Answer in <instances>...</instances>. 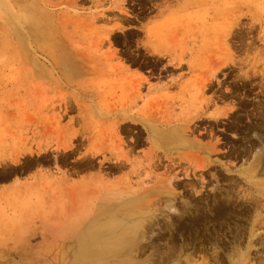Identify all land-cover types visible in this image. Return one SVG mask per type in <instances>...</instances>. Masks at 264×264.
Here are the masks:
<instances>
[{
    "label": "rangeland",
    "instance_id": "374dc122",
    "mask_svg": "<svg viewBox=\"0 0 264 264\" xmlns=\"http://www.w3.org/2000/svg\"><path fill=\"white\" fill-rule=\"evenodd\" d=\"M262 107L264 0H0V264H74L93 209L157 177L243 190ZM194 125L198 148L154 145Z\"/></svg>",
    "mask_w": 264,
    "mask_h": 264
},
{
    "label": "bare ground",
    "instance_id": "6f19581e",
    "mask_svg": "<svg viewBox=\"0 0 264 264\" xmlns=\"http://www.w3.org/2000/svg\"><path fill=\"white\" fill-rule=\"evenodd\" d=\"M34 29L37 30L38 27ZM259 116L261 122H258L254 129L261 130L262 134H258L260 141H253L250 148L257 151L253 159L246 162L247 165L241 172L246 188L237 191L239 183L235 180L228 188L224 190L219 188V193L216 192L218 187L213 188V192L209 193L207 198L199 196L191 198L188 194L186 196L185 192L176 191L180 189L181 181H173L178 178L175 174L169 175L166 180L157 177L154 187L143 186V192L137 196H134L136 192L131 189H127L121 195H113L103 202V207L93 209L84 229L76 234L78 239L73 263L193 264L198 261L196 257L199 256L202 259L200 264H249L253 260L252 249L257 245L256 238L263 225L260 217L261 201L264 199V180H258V177H264L263 107ZM196 125L189 126L188 129L174 127L170 131L156 129L154 145L159 149L179 145L198 148L201 145L200 141L194 142L189 139L199 130ZM249 130H252L251 127ZM244 137L247 138V135ZM201 164H194L193 173L196 174V169L201 168V176L204 174L203 168L208 166ZM111 166L122 168L124 161L115 158ZM166 182L174 184V188H170ZM183 185L190 187L193 194L201 192L194 183ZM237 199L241 200L237 201L238 206L235 201ZM231 202L235 203L234 209H226L224 204ZM252 208L254 213L249 226L231 222L233 218L239 220L245 217L249 220ZM159 215L163 218L159 219ZM167 231L168 236L165 233ZM155 234L157 238L154 237ZM257 264H264V258Z\"/></svg>",
    "mask_w": 264,
    "mask_h": 264
}]
</instances>
